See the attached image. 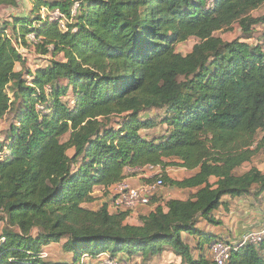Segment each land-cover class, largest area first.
Masks as SVG:
<instances>
[{"label": "trees", "instance_id": "obj_1", "mask_svg": "<svg viewBox=\"0 0 264 264\" xmlns=\"http://www.w3.org/2000/svg\"><path fill=\"white\" fill-rule=\"evenodd\" d=\"M31 1V17L0 21V122L13 121L0 144L9 154L0 159V264H58L44 257L52 244L72 255L62 264L123 253L147 262L166 251L183 264H214L195 259L182 235L212 245L199 219L222 225L213 213L224 197L264 196V173H238L259 153L264 130V46L215 34L238 24L250 37L264 21L251 13L264 0ZM18 3L0 0V8ZM43 9L73 22L63 31ZM192 38L191 53H178ZM19 44L53 58L29 68L30 81L16 70L27 65ZM160 127L164 134L150 138ZM150 166L161 174L149 183L162 177L164 186L197 192L158 205L137 226L125 224L130 213L84 207L96 187ZM170 167L191 174L176 181ZM235 245L228 264H264V236Z\"/></svg>", "mask_w": 264, "mask_h": 264}, {"label": "rangeland", "instance_id": "obj_2", "mask_svg": "<svg viewBox=\"0 0 264 264\" xmlns=\"http://www.w3.org/2000/svg\"><path fill=\"white\" fill-rule=\"evenodd\" d=\"M18 6L17 8H9V7H3L0 10V21L9 19L12 15H20V14H28L31 17V13L33 10V2L31 0H18ZM47 1H53V0H47ZM47 13L44 11V9L41 11V15L45 16ZM252 17L254 18H263L264 19V5L251 13ZM10 20V19H9ZM216 37L222 39L224 42H233L235 40H245L249 42L250 44H255V43H262L264 46V21H262L261 24L257 25L254 27V33L248 37L245 36L242 32V29L238 24H235L230 30L224 31V32H218L215 34ZM30 38V36H29ZM31 39V38H30ZM29 39V40H30ZM199 41L195 38L190 39L186 43L179 44L177 46V52L181 53L183 55H187L191 53L193 50L194 46L198 43ZM18 49L20 52L26 57L27 59V65H17V71L21 72L24 71V74L26 75L27 80H31V78H27L28 72L31 69L32 71L36 70V68L40 67H46L49 65L53 58L49 55L47 56H42L36 52L35 46L28 45V47L22 46V44L18 45ZM61 56H57L55 60H61ZM30 68V69H29ZM30 70V71H31ZM9 92V91H8ZM72 93V92H71ZM70 93V94H71ZM10 97L12 98L13 95L10 93ZM155 116H162L164 114V111H158L154 113ZM115 121H118L117 119ZM12 116L8 115L4 120L0 122V144H2L6 138L7 132L10 128V125L12 124ZM165 129L164 128H158L155 131L150 132V138H159L161 135L164 134ZM264 131L261 132L258 137L257 141L259 142V139L261 137L264 138ZM2 147V146H1ZM0 147V148H1ZM9 154L6 151V148L4 150H0V159L4 160L7 158ZM250 166H244L241 168L238 173L243 174L247 172V168L254 166L255 168L262 169L260 170L262 173H264V139L261 140L259 144V153L255 156L253 159L252 163L248 164ZM169 173L167 174L169 177L172 179H183L186 178L185 172L177 170V168H169ZM185 173V174H184ZM190 176V175H188ZM190 195L189 192L181 190V189H175L171 188L168 186H164L161 189L158 190V192L153 196V199L155 200H160V202L164 203L168 199H186ZM252 203L250 205V214L249 218L247 219L246 217H243L244 223L237 224L236 231H239L240 229L243 230V232H260L264 230V196L260 198L259 200L255 199L254 197H251ZM152 203V202H151ZM151 205V204H150ZM149 205V206H150ZM151 207V206H150ZM228 213L230 210L228 209ZM141 216V210H137L135 214H130L127 217V220L130 223H135L139 217ZM0 217H3L2 214H0ZM5 229V222H0V236L3 234V231ZM35 235L37 232L34 233ZM226 238H222L224 241L228 242H234V240H239L238 237H235V234L233 232L229 233V237L225 236ZM237 239H235V238ZM45 252L48 254L47 261L48 262H56L58 260H64L67 261L69 259V255L62 249V246L59 247H52L48 248ZM45 254V257L47 255ZM177 256V255H176ZM175 264V263H173Z\"/></svg>", "mask_w": 264, "mask_h": 264}, {"label": "crops", "instance_id": "obj_3", "mask_svg": "<svg viewBox=\"0 0 264 264\" xmlns=\"http://www.w3.org/2000/svg\"><path fill=\"white\" fill-rule=\"evenodd\" d=\"M2 8H0V10ZM12 16H14V15H12ZM16 16H28V14H20V15H16ZM263 139L264 138L261 137L259 139V142L257 141L256 144L259 146L261 140H263ZM246 166H250V165L246 164ZM252 168H254V166L247 168L248 169L247 171L251 170ZM169 170H170L169 168L166 170L167 174L169 173ZM177 170L185 172L186 174L185 173L184 174H185L186 178H188V175L191 174L187 170L182 169V168H177ZM258 170L260 171L262 169L258 168ZM129 173L131 174V176H128L122 183H125L134 189L140 188L144 184L149 183V180L154 178L151 174H137L133 170L128 171V174ZM186 178L177 179L176 181H182ZM173 180H175V179H173ZM212 182L214 183L215 180H212ZM120 184L111 186L109 188L96 187L94 190V193H93V197L95 198V202H93L91 204H85L84 207L89 209V210L97 211L106 205L111 213H116L115 211L112 210L111 203L116 198V196L118 194V186ZM184 191L189 192L190 195L186 199H180L183 201L190 199L192 197V195H194L197 192V189H190V190H184ZM252 199L253 198H251V197H244V198H232L230 196L224 197L222 200L223 205L213 213L214 218L218 221H221L222 225H219V226L210 225L205 220L199 219L196 223V228L198 230H200L202 233H204L206 236L212 237L215 240L226 238L225 236L229 237V233L233 232L235 234V237H238V239H239L238 241L234 240V242H232L233 244L241 243L242 240L249 235L264 233V230H262L260 232H253V231L252 232H246V231L243 232V230H241V229L239 231H236L237 224L243 225L242 224V223H244L243 217H246L247 219L249 218L250 205L252 203L251 202ZM170 200H179V199H168L166 202H168ZM166 202L162 203V202H160V200H158V203L151 204L150 205L151 207L150 206H143V207H140L138 210H141V216L142 215L147 216L151 212H153L158 205L161 204L164 206L166 204ZM228 209L230 210L229 213L227 212ZM125 224L131 225V226H137L140 224V221L138 219L135 223H130L126 219ZM182 238H183L184 242L188 246H190V248L192 249V254H193L195 259H199V258L203 257V258H206L207 260H211V258H212L211 257V251H210L211 243L207 241V238L192 237L188 234H183ZM235 239H237V238H235ZM59 246H62V244H52V245H50L44 249V253L45 254L47 253L45 251L48 248L59 247ZM46 255L48 257V254H46ZM68 255H69V259L67 261L58 260V261H56V263H58V264L70 263L72 261V255L71 254H68ZM107 258H110L109 254H103L101 257H99L97 259L87 257L84 260L87 264H103L104 260H106ZM112 260H118L119 262H122L123 264H173V263L183 264L182 259L180 257L176 256L171 251H166L162 255H159V256H157V257H155L152 260L147 261V262H144V260L141 257H136V256L130 257L129 255L124 254V253L119 254L114 259L112 258Z\"/></svg>", "mask_w": 264, "mask_h": 264}, {"label": "built area", "instance_id": "obj_4", "mask_svg": "<svg viewBox=\"0 0 264 264\" xmlns=\"http://www.w3.org/2000/svg\"><path fill=\"white\" fill-rule=\"evenodd\" d=\"M79 8L80 2H76L72 8L73 17L77 15ZM44 11L47 14L45 16L41 15L42 18L46 21L57 22L63 31H67L68 25L73 22V20H69L64 14H62L60 10L48 11L47 9H44ZM30 38L29 39L31 41L35 40L34 35H30ZM133 171L139 174L146 172V174H151L153 177L161 174V170L153 166L144 169H136ZM162 187H164V181L162 180V177H159L155 183H146L137 189L131 188L125 183H121L118 186V194L111 203V208L115 212L135 214L140 207L149 206L152 202L153 196ZM263 236L264 233L249 235L245 237L239 244H259L262 241ZM235 246L236 245L231 242L217 239L210 247L211 257L214 264H228ZM103 264L123 263L119 262L118 260L107 258L104 260Z\"/></svg>", "mask_w": 264, "mask_h": 264}]
</instances>
